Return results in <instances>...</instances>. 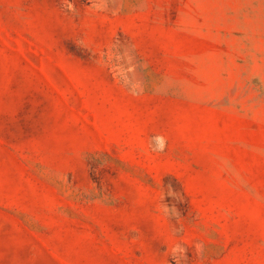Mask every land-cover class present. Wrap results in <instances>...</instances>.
<instances>
[{
    "label": "rangeland",
    "instance_id": "obj_1",
    "mask_svg": "<svg viewBox=\"0 0 264 264\" xmlns=\"http://www.w3.org/2000/svg\"><path fill=\"white\" fill-rule=\"evenodd\" d=\"M0 264H264V0H0Z\"/></svg>",
    "mask_w": 264,
    "mask_h": 264
}]
</instances>
